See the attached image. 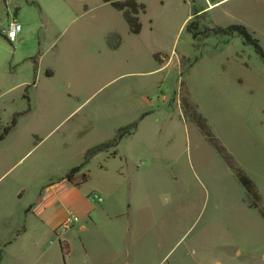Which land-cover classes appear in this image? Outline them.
Listing matches in <instances>:
<instances>
[{"label":"rangeland","instance_id":"374dc122","mask_svg":"<svg viewBox=\"0 0 264 264\" xmlns=\"http://www.w3.org/2000/svg\"><path fill=\"white\" fill-rule=\"evenodd\" d=\"M136 1L145 5L138 34L105 0H13L8 7L0 0L1 132L15 121L0 141V202H27L36 181L45 200L53 189L73 197L71 257L56 264L92 253L109 259L114 250L123 251L117 263L163 264L172 247L171 258L185 252L186 263L196 264L195 252L213 234H228L230 225L246 232L254 214L261 222L233 165L256 183L264 205V61L238 35H211L199 51L185 25L195 8L220 1L203 20L246 26L264 51V0ZM13 16L23 28L15 43L2 32ZM196 56L180 75L182 60ZM182 81L195 109L181 98ZM135 121L118 156L98 152L83 168L89 179L67 185L88 148ZM235 216L237 223L227 219ZM30 243L7 256L0 244V264H44Z\"/></svg>","mask_w":264,"mask_h":264},{"label":"crops","instance_id":"0c3cea01","mask_svg":"<svg viewBox=\"0 0 264 264\" xmlns=\"http://www.w3.org/2000/svg\"><path fill=\"white\" fill-rule=\"evenodd\" d=\"M4 1L8 7V4L12 3L13 0ZM218 2L220 1H208L206 6L202 8L206 10ZM116 156H118V153L113 157L109 156V153L107 155L108 158H114ZM27 170H29V173L33 171V169L30 168H27L26 171ZM36 172L35 170V173ZM67 182V185H71V187L74 186V183L68 180ZM53 190L54 191L45 200V198H43L44 191L40 188L38 189V182L36 181L33 184L32 194L27 202H0V224H2L0 227L5 234L0 236L4 238L0 244L2 248H4V256L11 254L15 245H22L25 240H29L31 241L30 245L32 248H38V259H44V264H49L50 261L48 256L52 253L54 257L52 259V264H56L57 262L60 263L62 259L66 260V258L68 261V257L70 259V238H67V236H69L68 234L75 226V223L78 222L75 218V205L73 197L68 198L67 196H63V198H60L57 195L58 190ZM15 194H18L19 199L23 198V191L20 192L19 189H16ZM249 208L258 212L261 217V222L254 214L249 217V225L253 223L255 227L250 228L246 232H238L236 228H231L234 225H230L228 234H213L210 238V243L208 245L205 244L204 247L201 248L200 254L198 255V253L195 252L196 264H264V217L256 208L250 206ZM227 219L233 220L234 223L240 221V217L237 216L228 217ZM231 220H229L230 223ZM85 228L84 225H80L78 229L80 232H83ZM13 234H15L16 237L10 239V236ZM56 241L59 243V247L57 248L55 247ZM60 241H65L68 245V253L66 255L63 253ZM2 248L0 249L1 251ZM173 250L174 248L172 247L167 251L164 258L168 257V261L165 263L187 264L185 258L187 253L182 252V254H175L173 258H171L175 253ZM110 254L114 257H109V259L104 257L103 259L101 258V254L97 255L96 253H92L91 258L88 260L84 259L79 263L68 262L67 264H134L131 260L117 263V256L119 261L122 258V250H118V253L114 250ZM17 258L20 262L26 261L24 257L18 256ZM161 263L162 261L158 264Z\"/></svg>","mask_w":264,"mask_h":264},{"label":"trees","instance_id":"16d2710c","mask_svg":"<svg viewBox=\"0 0 264 264\" xmlns=\"http://www.w3.org/2000/svg\"><path fill=\"white\" fill-rule=\"evenodd\" d=\"M107 2H110L111 5L118 11H121L125 17V20L127 24L129 25L130 31L132 33L138 34L141 30V22L139 19L140 13H145V5L142 3H138L136 0H124V1H110L105 0ZM205 9L203 8H195L192 17L189 18L185 25V29L187 32H189L192 35V38L194 39L195 45L199 49V51L204 46V39L211 35H221L226 37H233L234 35H238L244 39L246 43H249L253 45L256 50L258 51L260 57L264 61V51L259 45L258 39L253 35V33L244 25L242 24H233L226 27L219 26V25H212L208 24V21H204V16L207 14ZM199 57L196 56L195 58L187 57L186 59H183L181 62V72L180 75H183L189 71V69L198 61ZM181 98L186 106H189L190 108H196L194 105L191 106L189 103L190 95L188 88L185 85V82L182 81L181 83ZM198 124L204 129L205 133L208 135V137L213 140L212 134L207 130L205 120L197 116L196 118ZM15 125V121L8 126L7 128H4V130L1 132L0 130V141H2L5 137V135L8 133V131ZM138 126V122L135 121L133 123H130L124 127H121L117 130L116 135L105 142H102L100 144L91 146L87 149L86 155H85V161L79 166L73 167L69 174H67L66 178L68 181L74 183V185H79L81 183L86 182L89 179V174L87 171H83L84 166L86 163L98 152H107L109 153V156H115L117 155L118 151L115 149L120 141L127 135L132 133ZM113 148L112 151H110ZM218 149L224 153L226 156V159L230 161V157L224 152V149L218 145ZM234 164V163H233ZM234 170L236 172V176L238 177V180L245 188L248 197H249V206L252 208L258 209L260 214L264 217V205L262 204L261 195L259 192V189L256 185V183L249 177V175L239 166L233 165ZM78 174V176H77ZM77 176V177H76ZM77 178V180H75ZM19 234V233H18ZM63 249L64 255L68 253V245L65 243V241H60ZM1 257V253H0Z\"/></svg>","mask_w":264,"mask_h":264},{"label":"built area","instance_id":"2783aa9c","mask_svg":"<svg viewBox=\"0 0 264 264\" xmlns=\"http://www.w3.org/2000/svg\"><path fill=\"white\" fill-rule=\"evenodd\" d=\"M22 31L21 23L16 19V17H12L9 21L7 28L2 30L3 34L6 36L9 42L15 43L18 40V36ZM93 199L97 202H102L103 198L100 195L95 194Z\"/></svg>","mask_w":264,"mask_h":264}]
</instances>
